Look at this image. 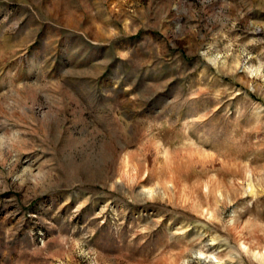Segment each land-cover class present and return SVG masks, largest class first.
<instances>
[{"label":"rangeland","instance_id":"rangeland-1","mask_svg":"<svg viewBox=\"0 0 264 264\" xmlns=\"http://www.w3.org/2000/svg\"><path fill=\"white\" fill-rule=\"evenodd\" d=\"M0 264H264V0H0Z\"/></svg>","mask_w":264,"mask_h":264}]
</instances>
